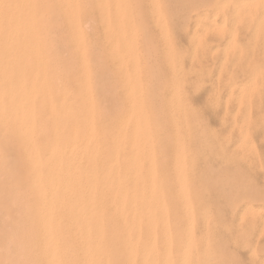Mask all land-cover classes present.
I'll list each match as a JSON object with an SVG mask.
<instances>
[{
    "label": "rangeland",
    "instance_id": "obj_1",
    "mask_svg": "<svg viewBox=\"0 0 264 264\" xmlns=\"http://www.w3.org/2000/svg\"><path fill=\"white\" fill-rule=\"evenodd\" d=\"M42 1H34L35 39L17 45L18 47L0 44V59L9 61L7 63L0 60L1 63H6L4 66L0 65V68L7 65L6 69L1 68L0 72L2 73V77L0 76V198L4 199L6 194H9L4 200L0 199V219L4 223V225L0 223L2 225L0 226V258H3L0 259V264L2 262L20 264L23 261L26 264H35L31 255L39 248L49 250L51 253L54 251L56 261L57 255L60 254V262L69 264L66 259L68 251L73 249L70 244L73 227L69 216L73 194L78 191L77 197L83 195L88 183L87 173L92 172L90 167L92 165L89 163L92 164L96 158L102 161L96 159L93 162L94 167L97 169L100 167L97 172L96 168L93 169L97 174L96 180L92 182L94 186L112 184L117 186L119 182L118 184L122 186L118 185V187L121 188L141 190L149 186L148 188H152L155 192L157 190L155 199L149 200L166 202L165 213L173 228L177 227L179 222L185 223L188 218L192 224V234L196 235L195 250H198L199 254L210 250L208 253L211 255L214 253L211 261L217 262L216 264H264V0ZM43 3L51 5L49 8L48 5L43 8L46 5ZM49 13L55 15L51 16ZM42 14L47 16H40ZM60 17L62 23L58 19ZM68 28L70 32L67 31ZM44 35L45 37L42 38ZM43 41H48L47 45ZM75 48L78 50L74 52ZM16 50H19L18 53ZM11 52L13 54H10ZM9 54L10 56L16 54V57H9ZM46 55L52 57V60ZM2 56L6 58L3 59ZM50 64L53 66L51 67ZM33 65H36L35 68ZM13 66L19 70H13ZM5 70L6 73H3L2 71ZM14 71L16 73L20 71V75L19 73L18 76L15 75ZM25 71H27L26 75ZM56 74L61 78L56 77ZM50 75L52 78L49 77ZM19 76L22 77L19 79ZM76 76L78 78L75 82ZM15 77L19 79L18 83ZM62 78L66 79L62 81ZM6 89L9 92H6ZM59 89L60 93H58ZM67 89H75L70 91L71 97ZM62 90L64 92H61ZM79 92L82 94L79 95ZM59 99L63 100H61L62 105ZM72 99L76 103L72 102ZM42 100L47 101L45 103ZM67 100L71 101L67 102ZM35 102H40L44 107ZM65 103L66 105L63 106ZM68 106L71 109L75 108L72 111ZM65 114L70 117L69 120L65 118ZM60 123H64L67 128ZM46 127L47 129H44ZM37 130L40 132L36 133ZM46 130L50 132L49 137ZM66 132L71 137L66 135ZM15 133L17 137L14 138ZM65 136L70 138L67 139ZM67 142L72 143L68 146ZM99 148H102V152ZM77 151L79 158L76 156ZM20 152L21 154H18ZM8 153L14 157L9 156ZM97 153L102 157L97 156ZM69 155L72 157H68V160L66 158ZM64 157L67 163L63 161ZM70 158H75L73 159L75 162H71ZM98 162L100 164L103 162L104 165ZM31 164L32 166H29ZM26 165L29 169L25 167ZM111 165H115L116 168ZM21 166L25 167V170ZM46 166L52 171L46 169ZM86 166H89L87 173ZM31 167L33 169H30ZM111 168H114V171L118 170V173L113 172ZM42 169L47 170L45 174ZM33 170L35 172H31ZM107 170L117 175L122 172L119 175L120 180L108 181L105 178L109 174ZM126 170L131 171L127 173ZM62 171L65 175L67 172V175L65 176ZM133 172H136L134 181L129 179V175ZM158 173L160 174L157 177ZM42 174L45 181L42 180ZM46 175L49 177L47 178ZM80 175H85V178ZM103 175L106 176L103 178ZM142 175L146 179H141ZM137 180L139 182H136ZM11 182L15 184L12 185ZM168 187L172 189L169 190ZM181 187L183 191L179 194L178 190H181ZM189 187L194 188V191ZM79 198L81 200V197ZM185 202L194 203L190 204L191 215L182 218L181 215H185L182 208ZM17 204L21 208H16ZM194 205L198 207L195 208ZM197 211L199 214L196 213ZM184 215L183 217H186ZM8 219L10 222L7 221ZM7 222L12 223L7 225ZM7 230L9 233L6 232ZM11 230L13 233L10 232ZM11 235L16 237L12 239ZM58 242L61 244L64 242V246L68 247ZM1 245H6L8 248H1ZM66 249L67 251L62 253ZM226 260L228 262H223ZM24 262L21 264H25Z\"/></svg>",
    "mask_w": 264,
    "mask_h": 264
},
{
    "label": "bare ground",
    "instance_id": "obj_2",
    "mask_svg": "<svg viewBox=\"0 0 264 264\" xmlns=\"http://www.w3.org/2000/svg\"><path fill=\"white\" fill-rule=\"evenodd\" d=\"M35 0H0V44H9V45H15V47L18 45H20V44H23L24 42H32L34 39H35V33H34V29H35V21H34V11L35 10H33L34 9V2ZM38 1V0H37ZM40 1H42V0H40ZM44 1V0H43ZM42 1V2H43ZM50 1V0H49ZM54 2H55V0H53ZM53 1H52V3H53ZM81 1V0H80ZM83 1V0H82ZM81 1V2H82ZM45 2V1H44ZM38 3H41V2H38ZM44 4H46L45 6H43V8L44 7H47V3H43V5ZM56 4V3H55ZM54 4V5H55ZM83 4H84V2H83ZM83 4H82V7H84L83 6ZM40 6H41V4H39ZM51 4H49L48 5V8H49V6H50ZM57 6H58V4H56ZM37 6V5H36ZM79 6H81L80 5V3H79ZM38 7V6H37ZM56 7V6H55ZM82 7H80V8H82ZM40 8V7H39ZM41 8H42V6H41ZM48 8H46V9H48ZM59 8V7H58ZM57 8V9H58ZM100 8H103V7H100ZM37 9V8H36ZM51 9V8H50ZM56 8H55V10H57ZM38 10H41V9H38ZM43 10V9H42ZM49 10V9H48ZM54 10V11H55ZM62 10V9H61ZM37 11V10H36ZM47 11V10H46ZM45 11V12H46ZM52 11H53V9H52ZM52 11H51V13H52ZM63 11V10H62ZM42 12V11H41ZM41 12H40V14H41ZM64 12V11H63ZM79 12H81V11H79ZM83 12V11H82ZM102 12H104V11H102ZM39 13V12H38ZM37 13V14H38ZM43 13V12H42ZM51 13H49V14H51ZM58 13V12H57ZM60 13H62L61 11H60ZM46 15V14H45ZM45 15H40V16H45ZM53 15H55L54 13H53ZM52 14H51V16H53ZM84 15V14H83ZM39 16V17H40ZM47 16V15H46ZM45 16V17H46ZM49 16V15H48ZM63 16V15H62ZM55 17V16H54ZM58 17H59V15H58ZM48 18V17H47ZM49 18H53V17H49ZM81 18V17H80ZM38 19H41V18H38ZM43 20H44V17L42 18ZM54 19V18H53ZM59 19V21H60V19H61V17L60 18H58ZM48 20H51V19H48ZM62 20H65V19H62ZM41 21V20H40ZM39 21V22H40ZM53 21V20H52ZM72 21V20H71ZM43 22H45V20L43 21ZM61 22V21H60ZM63 22V21H62ZM61 22V23H62ZM84 22H86V21H84ZM81 23V22H80ZM37 24H39V23H37ZM40 24H41V22H40ZM39 26H41V25H39ZM43 27H44V25H42ZM66 26V25H65ZM68 27V26H67ZM86 27V26H85ZM64 28H66V27H64ZM40 29H41V27H40ZM44 29V28H43ZM43 29H42V31H43ZM69 29L70 28H68L67 29V31H69ZM84 30V29H83ZM70 32V31H69ZM46 32H44V34H45ZM83 33V32H82ZM41 34H42V32H41ZM47 34V33H46ZM70 34V33H69ZM43 35V34H42ZM48 36H50V35H48ZM40 37H42V36H40ZM45 37V35L42 37V38H44ZM48 38V37H47ZM68 38V37H67ZM71 38V37H70ZM43 40V39H42ZM47 40H49V38L47 39ZM44 42V41H43ZM48 42V41H47ZM47 42L45 41L44 43H46V45H47ZM49 42H51V40L49 41ZM72 42V41H71ZM49 45H51L50 43H48ZM45 45V46H46ZM17 46V47H18ZM68 46H70V45H68ZM0 47H1V45H0ZM43 48H44V46H42ZM47 47H49V46H47ZM46 47V48H47ZM5 49V48H4ZM20 49H21V47H20ZM51 48H49V50H50ZM14 50H15V48H14ZM32 50V49H31ZM42 50V49H41ZM43 50H45V49H43ZM47 50H48V48H47ZM75 50H78L77 48H75L74 49V52H75ZM19 51V50H18ZM18 51L16 50V52L18 53ZM35 51V50H34ZM13 53H16V52H14V51H12ZM10 53V54H13V53ZM50 52V51H49ZM51 52H52V49H51ZM5 53V50L3 51V54ZM24 53V52H23ZM31 53V52H30ZM43 53H44V51H43ZM46 53V52H45ZM8 54V53H7ZM10 54L8 55L9 57H13V56H15V55H12V56H10ZM33 54V53H32ZM6 55V54H5ZM50 55V54H49ZM66 55V54H65ZM1 56V55H0ZM4 56V55H3ZM2 56V57H3ZM7 56V57H8ZM23 56V55H22ZM25 56V55H24ZM23 56V57H24ZM29 56V55H28ZM31 56V55H30ZM43 56V55H42ZM46 56H48V55H46ZM9 57H8V59H9ZM16 57V56H15ZM17 57H18V55H17ZM20 57H21V55H20ZM26 57V56H25ZM45 57V56H44ZM48 57H50V56H48ZM78 57V56H77ZM6 58V57H5ZM4 57H3V59H5ZM28 58H30V57H28ZM52 57H50V59H51ZM14 59V58H13ZM19 59V58H18ZM31 59V58H30ZM29 59V60H30ZM79 59V58H78ZM78 59H76V60H78ZM1 60V59H0ZM20 60V59H19ZM33 60V59H32ZM36 60V59H35ZM52 60V59H51ZM6 61H7V63H9V61L6 59ZM6 61H2L1 60V62H6ZM11 61V60H10ZM15 61H16V59H15ZM48 61V60H47ZM0 62V63H1ZM12 62H14V61H12ZM21 61H19V63H20ZM24 62V61H23ZM26 62V61H25ZM53 62V61H52ZM79 62V61H78ZM22 63V62H21ZM27 63V62H26ZM26 63H25V65L24 66H26ZM49 63H51V61H49ZM6 63H1L0 65H5ZM18 65V63H15V65ZM34 64V63H33ZM41 64V63H40ZM47 64V63H46ZM53 64V63H52ZM77 64V63H76ZM13 65H14V63H13ZM28 65V64H27ZM42 65V64H41ZM48 65V64H47ZM54 65V64H53ZM52 65V66H53ZM10 66V65H9ZM23 66V67H24ZM36 66V65H35ZM35 66L33 65V67L35 68ZM49 66V65H48ZM47 66V67H48ZM50 66H51V64H50ZM51 66V67H52ZM6 67H7V65H6ZM6 67H4L5 69H6ZM14 67V66H13ZM20 67H22V65L20 66ZM38 67V66H37ZM1 68H2V66H1ZM1 68H0V72H1ZM4 68H2V70L4 69ZM45 69H46V67H44ZM50 68V67H49ZM49 68H47L48 70H47V72L49 73ZM55 68V67H54ZM10 68H8V70H9ZM12 69V68H11ZM16 69H18L19 70V68H17V67H14V69L13 70H16ZM28 69V68H27ZM42 69V68H41ZM79 69H81L80 67H79ZM25 70V69H24ZM23 70V71H24ZM36 70V69H35ZM54 70V69H53ZM6 71L7 70H5V71H2L3 73L5 72L6 73ZM80 71V70H79ZM15 72V75H17L18 76V73L20 72V71H17L18 73H16V71H14ZM27 71H25V75L27 74L26 73ZM28 72H29V70H28ZM33 72V71H32ZM54 72V71H53ZM13 73V72H12ZM51 73V72H50ZM30 74V73H29ZM55 74V73H54ZM76 74H78V73H76ZM83 74V73H82ZM4 75V74H3ZM14 74H13V76H15ZM19 75H20V73H19ZM25 75H23V76H25ZM42 74L40 73V76H41ZM52 75V74H51ZM49 76V77H51L52 78V76ZM57 75V74H56ZM62 76H63V74H61ZM0 76L2 77V73L0 74ZM10 76V75H9ZM8 76V77H9ZM39 76V77H40ZM66 76V75H65ZM5 77H6V74H5ZM12 77V76H11ZM20 77H22V76H19V79H20ZM30 77H31V75H30ZM38 77V78H39ZM48 77V78H49ZM55 77V76H54ZM56 77H58V75L56 76ZM54 78V79H56L57 80V78ZM79 77H80V75H79ZM27 79H28V76L26 77ZM32 78V77H31ZM35 78V77H34ZM58 78H61L60 76L58 77ZM76 78H78L77 76L74 78L75 79V82H76ZM80 78H82V77H80ZM3 79V78H2ZM12 79H13V77H12ZM11 79V80H12ZM14 79H18L17 77H15ZM19 79L17 80V82H16V80H15V82L16 83H18V81H19ZM40 79V78H39ZM64 79H66V78H64ZM64 79L62 78V81H64ZM73 79V78H72ZM7 80V79H6ZM5 80V81H6ZM29 80V79H28ZM27 80V81H28ZM49 80H51V79H49ZM53 80V79H52ZM56 80H55V83H56ZM79 80V79H78ZM81 80V79H80ZM5 81H4V83H5ZM13 82H14V80H12ZM21 81V80H20ZM37 81H39V80H37ZM54 81V80H53ZM59 81V80H58ZM61 81V80H60ZM61 81V82H62ZM7 82H9L8 80H7ZM13 82H12V85H13ZM14 82V83H15ZM23 82V81H22ZM26 82V81H25ZM29 82H30V80H29ZM80 83H81V81H79ZM58 83V82H57ZM56 83V84H57ZM44 84V83H43ZM59 84H61L60 82H59ZM65 84V83H64ZM72 84V83H71ZM81 84H83V83H81ZM80 84V85H81ZM9 85V84H8ZM7 85V86H8ZM17 85V84H16ZM27 85H29L28 83H27ZM79 84H78V86H80ZM6 86V87H7ZM15 86V85H14ZM25 86V85H24ZM49 86V85H48ZM57 86V85H56ZM55 86V87H56ZM65 86V85H64ZM68 86V85H67ZM77 86V85H76ZM78 86L76 87L77 89H78ZM9 87V86H8ZM7 87V88H8ZM13 87V86H12ZM27 87H29V86H27ZM60 87V86H59ZM58 87V88H59ZM66 87V86H65ZM69 87V86H68ZM72 87V86H71ZM84 87H85V85H84ZM15 88V87H14ZM17 88V87H16ZM15 88V89H16ZM64 88V87H63ZM67 88V87H66ZM74 88V87H73ZM75 88V89H76ZM11 89V88H10ZM13 89V88H12ZM74 89V90H75ZM81 89V88H80ZM8 89H6V92H9V91H7ZM46 90V89H45ZM51 90V89H50ZM64 90H66V89H64ZM72 91H74L73 89H71ZM71 90H68L67 89V92L69 91V94H70V91ZM4 91V90H3ZM32 91V90H31ZM43 91V90H42ZM47 91V90H46ZM77 91V90H76ZM81 91V90H80ZM21 92V91H20ZM26 92V91H25ZM51 92V91H50ZM61 92H64L63 90L61 91ZM83 92V91H82ZM11 93V92H10ZM18 93V92H17ZM52 93V92H51ZM58 93H60V89H59V91H58ZM65 93H66V91H65ZM76 93V92H75ZM80 93V92H79ZM9 94V93H8ZM22 94V93H21ZM25 94V93H24ZM64 94V93H63ZM69 94H68V96H69ZM74 94V93H73ZM82 93H80L79 95H81ZM6 95V94H5ZM27 96H28V92H27V94H26ZM45 96H46V94H44ZM77 95V94H76ZM15 96H17V95H15ZM62 96V95H61ZM64 96V95H63ZM65 96H67V95H65ZM67 96V97H68ZM5 97V99H6V96H4ZM18 97V96H17ZM17 97H14V98H17ZM44 97V96H43ZM52 97H53V95H52ZM70 97H71V94H70ZM80 97V96H79ZM59 98H61V97H59ZM72 98H73V96H72ZM84 98V97H83ZM22 100H23V98H21ZM44 99H45V97H44ZM66 99V98H65ZM71 99V98H70ZM74 99V98H73ZM72 99V100H73ZM4 100V99H3ZM36 100V99H35ZM39 100V99H38ZM54 100V99H53ZM60 100V99H59ZM62 100V99H61ZM61 100H60V103H61ZM68 100H69V98H68ZM67 100V102H70V101H68ZM78 100V99H77ZM6 101V100H5ZM14 101V100H13ZM37 101V100H36ZM42 101H45V103H46V101L47 100H42ZM48 101H49V99H48ZM63 101V100H62ZM83 101V100H82ZM85 101V100H84ZM7 102H8V99H7ZM19 102V101H18ZM28 102V101H27ZM40 102H41V100H40ZM40 102H35V103H37V104H39ZM55 102V101H54ZM66 102V103H67ZM72 102H74V100L72 101ZM78 102H79V100H78ZM22 103V102H21ZM49 103V102H48ZM66 103L65 104H63V106L64 105H66ZM74 103H76V102H74ZM8 104V103H7ZM7 104H6V107H7ZM23 104V103H22ZM31 104H33V103H31ZM68 104V103H67ZM77 104H79V103H77ZM10 105V104H9ZM8 105V106H9ZM15 105V104H14ZM28 105H30V104H28ZM39 105H41V103L39 104ZM45 105V104H44ZM61 105H62V103H61ZM69 105V104H68ZM73 105V104H72ZM75 105V104H74ZM13 106V105H12ZM17 106V105H16ZM26 106V105H25ZM42 106V105H41ZM47 106H49V105H47ZM55 106H56V104H55ZM63 106H62V108H63ZM76 106V105H75ZM78 106V105H77ZM2 107V106H1ZM42 107H44V106H42ZM69 108H70V106H68ZM82 107V106H81ZM84 107H86V106H84ZM3 108V107H2ZM9 108V107H8ZM13 108V107H12ZM37 108V107H36ZM41 108V107H40ZM46 108V107H45ZM48 108V107H47ZM54 108H56V107H54ZM54 108H53V110H54ZM60 108V110H63V109H61V107H59ZM66 108H67V106H66ZM75 108V107H74ZM73 108V109H74ZM79 108V107H78ZM78 108H76V109H78ZM6 110H7V108H5ZM5 109H4V111H5ZM71 109V108H70ZM70 109H68V110H70ZM73 109H71L72 111H73ZM75 109V110H76ZM82 109V108H81ZM37 110V109H36ZM36 110H34L35 112H36ZM59 110V109H58ZM66 110V109H65ZM28 111V110H27ZM38 111H39V109H38ZM37 111V112H38ZM55 111V110H54ZM78 111V110H77ZM83 111V110H82ZM6 112V111H5ZM66 112V111H65ZM68 112V111H67ZM66 112V113H67ZM79 112V111H78ZM41 113V112H40ZM39 113V114H40ZM69 114L71 113V111H69L68 112ZM27 114V113H26ZM28 114H29V112H28ZM45 114V113H44ZM57 114V113H56ZM61 114V113H60ZM74 114V113H73ZM79 114H81V112L79 113ZM78 114V115H79ZM8 115V114H7ZM42 115H43V112H42V114H41V117H42ZM57 115H59V114H57ZM66 115V114H65ZM26 116V115H25ZM40 116V115H39ZM51 116V115H50ZM55 116V115H54ZM60 116V115H59ZM62 116V115H61ZM68 115H66L65 116V118H68L67 120H69V118L70 117H67ZM70 116H72V114L70 115ZM82 116H85V115H82ZM36 117V116H35ZM40 117V118H41ZM46 117V116H45ZM56 117V116H55ZM55 117H53L54 119H55ZM28 118V117H27ZM62 118H63V116L60 118L61 120H62ZM65 118H64V120H65ZM80 118V117H79ZM4 119V118H3ZM17 119V118H16ZM48 119V123L51 121V117H50V121H49V118H47ZM57 119V118H56ZM58 119H59V117H58ZM57 119V120H58ZM72 119H74V117L72 118ZM72 119H70V120H72ZM85 119H86V117H85ZM10 120V119H9ZM21 120V119H20ZM25 120V119H24ZM30 120V119H29ZM37 120V119H36ZM38 120H39V118H38ZM37 120V121H38ZM45 120H46V118H45ZM82 120H83V118H82ZM42 121H44V119H42ZM81 121V120H80ZM13 122V121H12ZM39 122H40V120H39ZM61 122V121H60ZM63 122V121H62ZM68 122V121H67ZM66 122V123H67ZM82 123L84 122V121H81ZM10 123V122H9ZM45 123V122H44ZM48 123H46V124H48ZM59 123V121L57 122V124ZM65 123V124H66ZM72 123V122H71ZM71 123H70V125H71ZM85 123V122H84ZM95 123H96V121H95ZM38 124V123H37ZM41 124L43 125V123L41 122ZM64 124V123H63ZM63 124H61L60 123V125L62 126ZM98 124H100L99 122H98ZM42 125H40V126H42ZM50 126L52 125L51 123L49 124ZM73 125V124H72ZM77 125V124H76ZM82 125V124H81ZM80 125V126H81ZM84 125V124H83ZM11 126V125H10ZM55 126V125H54ZM58 126H59V124H58ZM64 126V125H63ZM20 127V126H19ZM44 127V126H43ZM53 127V126H52ZM65 127V126H64ZM62 128V129H64V132H65V128H67V127H65V128ZM70 127V126H69ZM68 127V128H69ZM77 127V126H76ZM82 127V126H81ZM84 127V126H83ZM95 127H96V125H95ZM98 127L100 128V126L98 125ZM7 128V127H6ZM21 128V127H20ZM40 129H41V127H39ZM49 128V127H48ZM59 128V127H58ZM58 128H57V130H58ZM85 128V127H84ZM9 129V128H8ZM37 129V128H36ZM44 129H47V127L46 128H44ZM53 128H51V130H52ZM60 129V128H59ZM82 129V128H81ZM80 129V130H81ZM86 129V128H85ZM96 129V128H95ZM14 129H12V131H13ZM18 130V129H17ZM17 130H15V132L17 131ZM23 130V129H22ZM101 130V129H100ZM7 131H10V130H7ZM47 131V130H46ZM45 131V132H46ZM69 131V130H68ZM85 131V130H84ZM2 132V131H1ZM20 132H21V130H20ZM28 132V131H27ZM40 131H38L37 130V132L36 133H39ZM44 132V131H43ZM42 132V133H43ZM48 132V134H47V136L49 135V131H47ZM53 132V131H52ZM73 132V131H72ZM77 132V131H76ZM3 133V132H2ZM6 133V132H5ZM9 133V132H8ZM14 133V132H13ZM17 133V132H16ZM15 133V134H16ZM12 134V133H11ZM64 134V133H63ZM82 134V133H81ZM8 135V134H7ZM40 135V134H39ZM51 135V134H50ZM52 135H53V133H52ZM60 135V134H59ZM58 135V136H59ZM66 135H68L67 134V132H66ZM1 136V135H0ZM9 136V135H8ZM12 136V135H11ZM10 136V137H11ZM20 137L22 136V135H19ZM68 136H70V135H68ZM66 137L67 139L68 138H70V137ZM72 136H73V134H72ZM77 136V135H76ZM81 137H82V135H80ZM83 136H85V135H83ZM3 137H4V135H3ZM2 137V138H3ZM7 137V136H6ZM15 137H17V134L16 135H14V138ZM37 137V136H36ZM49 137V136H48ZM57 137V136H56ZM65 137H62L63 139L65 138ZM1 138V137H0ZM13 138V137H12ZM35 138V137H34ZM38 138V137H37ZM37 138H36V140H37ZM51 138V137H50ZM52 138H53V136H52ZM74 138V137H73ZM72 138V139H73ZM77 139H79L78 137H76ZM76 138L74 139V140H76ZM46 139V138H45ZM71 139V140H72ZM95 139V138H94ZM20 140V139H19ZM53 140V139H52ZM73 140V141H74ZM81 140V139H80ZM79 140V141H80ZM93 140V139H92ZM91 140V141H92ZM10 141V140H9ZM16 141V140H15ZM23 141V140H22ZM24 141H25V139H24ZM48 141V140H47ZM90 141V143H91V146L93 145L92 144V142ZM95 141V140H94ZM11 142V141H10ZM32 142V141H31ZM30 142V143H31ZM16 143H17V141H16ZM29 143V144H30ZM51 143V142H50ZM49 143V144H50ZM70 143H72V142H69V144H68V142H67V144L66 145H68V146H70ZM82 143V142H81ZM86 143V142H85ZM89 143V144H90ZM20 144V143H19ZM18 144V145H19ZM23 144H25V143H23ZM37 144L38 143H36V146H37ZM61 144V143H60ZM65 144V143H64ZM46 145H48V143L46 144ZM62 145V144H61ZM12 146H13V144H12ZM12 146H10V147H12ZM50 146V145H49ZM60 146V145H59ZM67 146V147H68ZM90 146V145H89ZM95 146H97L96 144H95ZM47 147V146H46ZM87 147V146H86ZM102 147V146H101ZM14 148V147H13ZM38 148V147H37ZM58 148V147H57ZM77 148H79V147H77ZM21 149H22V146H21ZM41 149V148H40ZM39 149V150H40ZM59 149V148H58ZM62 149V148H61ZM76 149V148H75ZM90 149V148H89ZM100 149V148H99ZM98 149V150H99ZM102 149V148H101ZM101 149H100V151H101ZM114 149V148H113ZM1 150V149H0ZM6 150V149H5ZM23 150V149H22ZM21 150V151H22ZM96 150V149H95ZM4 151V150H3ZM20 151V150H19ZM26 151V150H25ZM48 151V150H47ZM80 151V150H79ZM82 151H84L83 150V148H82ZM86 151L88 152V149H86ZM90 151V150H89ZM94 151V150H93ZM92 151V152H93ZM5 152V151H4ZM22 152H24V151H22ZM26 152H28V151H26ZM38 152V151H37ZM55 152V151H54ZM58 152V151H57ZM64 152V151H63ZM78 152V151H77ZM87 152H85V153H87ZM96 152H98V151H96ZM102 152V151H101ZM30 153V152H29ZM53 153V152H52ZM51 153V154H52ZM74 153V152H73ZM84 153V154H85ZM99 154H100V152H98ZM98 153H97V156H99L98 155ZM18 154H21V152L20 153H18ZM17 154V155H18ZM38 154V153H37ZM42 154V153H41ZM46 154V153H45ZM51 154H49L50 156H52ZM75 154H77V153H75ZM94 154V153H93ZM92 154V155H93ZM108 154V153H107ZM8 155L9 156H11V154H9L8 153ZM34 155V154H33ZM48 155V154H47ZM65 155V154H64ZM72 155V154H71ZM71 155H69V156H67V158L66 159H68V157H70ZM79 155V152H78V154L76 155V156H78ZM87 155H88V157H89V154L87 153ZM101 155V154H100ZM109 155V154H108ZM4 156V155H3ZM23 156V155H22ZM72 156H74V155H72ZM71 156V157H72ZM95 156V155H94ZM132 155H130V157H131ZM136 156V155H135ZM8 157V156H7ZM11 157H14V156H11ZM10 157V158H11ZM30 157V156H29ZM36 157V156H35ZM43 157V156H42ZM83 156H81V158H82ZM85 157V156H84ZM100 157V156H99ZM102 157V156H101ZM100 157V158H101ZM112 157V156H111ZM120 157L121 156H119V159H120ZM31 158H33V157H31ZM50 158H52V157H50ZM78 158H79V156H78ZM87 158V157H86ZM91 158V157H90ZM90 158H88V159H90ZM94 158H96V157H94ZM178 159H179V157H177ZM6 159V158H5ZM14 159V158H13ZM23 159V161H24V158H22ZM54 159V158H53ZM52 159V160H53ZM65 159V157L63 158V161H66V163H67V160H64ZM71 159V162L73 161V159H75V158H70ZM91 159H93V158H91ZM91 159H90V162H92L91 161ZM97 159V158H96ZM95 159V160H96ZM99 159V158H98ZM97 159V160H98ZM131 159V158H130ZM1 160V159H0ZM7 160V159H6ZM9 161H12V160H10V159H8ZM45 160V159H44ZM51 160V161H52ZM62 160V159H61ZM69 160V159H68ZM77 160V159H76ZM94 160V161H95ZM25 161H26V158H25ZM28 161V160H27ZM49 161V160H48ZM54 161V160H53ZM77 161H79V160H77ZM86 161V160H85ZM84 161V162H85ZM88 161V160H87ZM93 161V162H94ZM98 161H102L101 159L100 160H98ZM131 161V160H130ZM44 162V161H43ZM46 162V164H48V166H49V163H51L50 161H49V163L47 162V161H45ZM69 162V161H68ZM75 161H73V163H74ZM82 162V161H81ZM93 162H92V164L91 163H89L90 165H92L93 166ZM97 162V161H96ZM107 162V161H106ZM29 163H31V162H29ZM53 163V162H52ZM87 163V164H88ZM99 163V162H98ZM98 163H97V165H98ZM127 163V162H126ZM129 163H131V162H129ZM133 163V162H132ZM8 164V163H7ZM15 164V163H14ZM40 164V163H39ZM64 164V163H63ZM69 164V163H68ZM79 164H80V162H79ZM78 164V165H79ZM86 164V165H87ZM100 164V163H99ZM109 164V163H108ZM116 164V163H115ZM122 164V163H121ZM134 164V163H133ZM145 164V163H144ZM147 164V163H146ZM28 165V164H27ZM25 166V167H28V166ZM35 165V164H34ZM41 165V164H40ZM43 165V164H42ZM53 165V164H52ZM61 165V164H60ZM85 165V164H84ZM95 165H96V163H95ZM100 165H104L103 164V162H102V164H100ZM106 165H107V163H106ZM20 166V165H19ZM29 166H32V164L31 165H29ZM51 166V165H50ZM69 166V165H68ZM68 166H66V167H68ZM72 166V165H71ZM70 166V167H71ZM77 166V165H76ZM79 166H81V165H79ZM78 166V167H79ZM92 166H90L91 167V169H92V172H88V167H87V171H86V173H87V179H88V183H87V186L85 187V191H83L82 192V190H80V192L81 193H83V195L82 196H79V197H81V200H79L80 198L79 197H77V192L75 191L74 192V194H73V204L71 205V209H70V214H69V216L71 217V225H72V227H73V233H69L70 234V244L73 246V249L72 248H70V249H72L70 252L68 251V253H67V259H66V261L69 263V264H210V262L213 264V263H217V262H212L211 261V258H212V255L214 254H210V253H208V252H204V253H200L199 254V251L198 250H195V240H194V238L196 237V235H194L193 236V234H195V233H193L192 234V224L188 221V218L187 217H189V215H191V203H194V202H196V201H194V202H191L190 204L188 203H184V207H182L183 208V211H184V213H185V215L184 216H186V217H183V215H181L182 216V218H187V221L185 222V223H181V222H179V224H177V227H171L170 226V224H169V220H168V218H167V213H165V208H164V204L166 203H163L162 201L163 200H159V201H152L153 199H155L154 198V195H155V193L157 192V190H156V192L152 189V188H144L143 187V189H141V190H136V189H133V188H128V187H122L121 188V184H118L119 182H118V180H120V178H121V176H119V175H121V173H119V175H117L116 173H113V172H115V171H117V173H118V170H113L112 168V171L113 172H111V170H110V172L107 170V172H109V174H107V176L106 175H103V178H104V176H106L105 178H107V180L109 181H116V182H118L117 183V186H112V185H100V187H96V186H94L93 184H92V182H93V180L95 179V177L97 176V174L95 173V172H93V169L94 168H96V167H94L93 166V168H92ZM111 166H114L115 167V165H111ZM117 166V165H116ZM121 166V165H120ZM123 166V165H122ZM126 166V165H125ZM178 166V165H177ZM22 167V166H21ZM25 167H22V168H24V170H25ZM45 167V166H44ZM44 167H41V168H44ZM54 167V166H53ZM62 167H64V168H66L65 166H62ZM61 167V168H62ZM73 167V166H72ZM99 167V166H98ZM104 167V166H103ZM3 168V167H2ZM35 168V167H34ZM48 167L46 166V169H47ZM84 168V166L82 165V169ZM100 168V167H99ZM98 168V169H99ZM102 168V167H101ZM105 168H107V167H105ZM116 168V167H115ZM122 168H124V167H122ZM143 168V167H142ZM12 169V168H11ZM28 169H29V167H28ZM30 169H33L32 167L30 168ZM45 169V168H44ZM49 169V168H48ZM60 169V168H59ZM58 169V170H59ZM71 169V168H70ZM81 169V168H80ZM97 168H96V172H97V170H98ZM103 169V168H102ZM126 169V168H125ZM14 170V169H13ZM22 170V169H21ZM43 170V169H42ZM50 170V169H49ZM54 170V169H53ZM64 170V169H63ZM72 170H75V169H72ZM100 170V169H99ZM144 171L146 170V169H143ZM2 171H3V169H2ZM8 171V170H7ZM47 171V170H46ZM45 170H43V172H44V174H45V172H46ZM50 171H52V169L50 170ZM76 171V170H75ZM84 171V170H83ZM83 171H80V172H83ZM95 171V170H94ZM127 171V170H126ZM125 171V172H126ZM131 171V170H130ZM130 171L128 172L127 171V173H130ZM148 171V170H147ZM30 172V171H29ZM31 172H35L34 170L33 171H31ZM30 172V173H31ZM49 172V171H48ZM66 172V171H65ZM101 172V171H100ZM99 172V173H100ZM179 172V171H178ZM188 172V171H187ZM60 174H61V171L59 172ZM62 173H63V171H62ZM126 173V174H127ZM144 173V172H143ZM146 173V172H145ZM148 173V172H147ZM146 173V174H147ZM51 174V173H50ZM64 174V173H63ZM62 174V175H63ZM81 174H84V173H81ZM102 174V173H101ZM135 174H136V172H133L132 174H130L129 175V179H131V180H133L134 181V178H135ZM160 173H158L157 174V177H158V175H159ZM188 174V173H187ZM1 175V174H0ZM7 175V174H6ZM65 175V174H64ZM66 175H67V172H66ZM65 175V176H66ZM71 175H72V173H71ZM86 175V174H85ZM85 175H80V176H84V178H85ZM47 176V175H46ZM45 176V177H46ZM60 176V175H59ZM65 176H63V177H65ZM101 176V175H100ZM165 176V175H164ZM2 177V176H1ZM30 177H32L33 178V176H30ZM49 176H47V178H48ZM54 177V176H53ZM63 177H61L62 179H63ZM74 177V176H73ZM142 177L143 178H141V179H146V178H144L145 176H143L142 175ZM148 177V176H147ZM7 178V177H6ZM79 178V177H78ZM81 178V177H80ZM79 178V179H80ZM84 178H82V179H84ZM102 178V177H101ZM102 178V179H103ZM186 178H187V176H186ZM45 178H44V176H43V174H42V180H44ZM67 179V178H66ZM86 179V180H87ZM127 179V178H126ZM141 179H139V180H141ZM163 179L165 180V178L163 177ZM4 180H5V178H4ZM10 180H12L11 178H10ZM10 180L8 181V182H10ZM33 180V179H32ZM38 180V179H37ZM47 180V179H46ZM63 180H65V178L63 179ZM62 180V181H63ZM68 180V179H67ZM96 180V179H95ZM98 180V179H97ZM100 180V179H99ZM106 180V181H107ZM142 180V181H143ZM186 180V179H185ZM189 180V179H188ZM39 181V180H38ZM45 181V180H44ZM76 181V180H75ZM83 182H84V180H82ZM104 181V180H103ZM124 181V180H123ZM127 181V180H126ZM141 181V182H142ZM171 181V180H170ZM6 182V181H5ZM69 182H70V180H69ZM101 182H102V180H101ZM105 182V181H104ZM136 182H139L138 180L136 181ZM42 183H44L43 181H42ZM85 183V182H84ZM96 183V182H95ZM100 183V182H99ZM98 183V184H99ZM115 183V182H114ZM122 183V182H121ZM143 183H144V181H143ZM186 183H187V181H186ZM2 185H3V183H1ZM6 184V183H5ZM8 184V183H7ZM11 184H12V182H11ZM10 184V185H11ZM13 184H15V182L13 183ZM12 184V185H13ZM45 184H47V183H45ZM48 184H49V182H48ZM47 184V185H48ZM65 184V183H64ZM79 184V183H78ZM166 184V183H165ZM171 184V183H170ZM12 185H11V187H12ZM73 185V184H72ZM76 185V184H75ZM85 184H83V186H84ZM96 185H97V183H96ZM118 185H121L120 187H118ZM135 185V184H134ZM148 185V184H147ZM146 185V186H147ZM172 185V184H171ZM7 185H5V187H6ZM46 186V185H45ZM131 186V185H130ZM139 186V185H138ZM165 186V185H164ZM172 186H174V184L172 185ZM13 187H15V186H13ZM60 187V186H59ZM80 187H82V186H80ZM139 187H141V186H139ZM1 188H2V186H1ZM9 188V187H8ZM25 188V187H24ZM31 188H32V186H31ZM83 188V187H82ZM169 188V187H168ZM167 188V189H168ZM176 188V187H175ZM186 188V187H185ZM190 188V187H189ZM7 189V188H6ZM5 189V190H6ZM10 189V188H9ZM8 189V190H9ZM47 189V188H46ZM66 189H68V188H66ZM77 189V188H76ZM138 189H140V188H138ZM170 189H172V188H169V190ZM190 189H192L193 191H194V188H190ZM5 190H3L4 192H5ZM32 190V189H31ZM35 190V189H34ZM175 190V189H174ZM26 191V190H25ZM68 191H69V189H68ZM173 191V190H172ZM182 191H183V187H181V190H178V193L179 194H182ZM8 192V191H7ZM66 192H67V190H66ZM158 192H159V190H158ZM164 192H167V191H164ZM174 192V191H173ZM190 192V191H189ZM56 193V192H55ZM171 193V192H170ZM8 194V193H7ZM7 194H6V197H7ZM174 194V196H175V193H173ZM192 194V193H191ZM190 194V195H191ZM3 195V194H2ZM5 195V194H4ZM9 195V194H8ZM31 195V194H30ZM80 195V194H79ZM157 195H159V194H157ZM157 195H156V197H157ZM171 195H172V193H171ZM65 196V195H64ZM160 196V195H159ZM158 196V197H159ZM165 196H166V193H165ZM5 197V198H6ZM10 197H12V195L10 196ZM9 196H8V198H10ZM35 197V196H34ZM194 197H195V193H194ZM4 198V199H5ZM66 198V197H65ZM79 198V199H78ZM153 198V199H152ZM165 198H167V196L165 197ZM171 198H173V196L171 197ZM176 198V197H175ZM1 200H4V199H2V198H0ZM22 199V198H21ZM20 199V200H21ZM36 199V198H35ZM34 199V200H35ZM67 199V198H66ZM149 199H152L151 201L149 200ZM187 199H189V198H187ZM186 199V200H187ZM192 199V198H191ZM195 199V198H194ZM193 199V200H194ZM197 199V198H196ZM19 200V201H20ZM149 200V201H148ZM167 200V199H166ZM25 201V200H24ZM173 201V200H172ZM181 201H182V199H181ZM189 201H190V199H189ZM2 202V201H1ZM4 202V201H3ZM21 202H22V200H21ZM46 203V202H45ZM173 203H174V201H173ZM173 203H170V204H173ZM19 204V203H18ZM18 204H17V206H16V208H18V207H20L21 208V206H18ZM28 204V203H27ZM38 204V203H37ZM53 204V203H52ZM175 204V203H174ZM180 203L178 202V205H179ZM199 204V202L197 203V205ZM13 205V204H12ZM15 205L16 204H14V206L13 207H15ZM38 206H40V205H38ZM38 206H37V208H38ZM168 206V205H167ZM177 206V205H176ZM179 206H181V205H179ZM195 206V205H194ZM199 206H201V205H199ZM198 207V206H197ZM196 206H195V208H197ZM19 208V209H20ZM29 208V207H28ZM31 208H33L32 206H31ZM40 208H41V206H40ZM173 208H175V207H173ZM176 208H178V207H176ZM194 208V207H193ZM194 208V209H195ZM19 209H17L18 211H19ZM24 209H25V207H24ZM23 209V210H24ZM62 209V208H61ZM64 209V208H63ZM167 209H169V208H167ZM178 209H180V208H178ZM174 210H176V209H174ZM198 210H199V208H198ZM25 211V210H24ZM29 211V210H28ZM169 211V210H168ZM177 211V210H176ZM1 212V211H0ZM21 212V214H22V211H20ZM178 212V211H177ZM176 212V213H177ZM200 212V211H199ZM6 214H7V212H5ZM16 213H17V211H16ZM16 213H14V214H16ZM172 213V212H171ZM175 213V212H174ZM196 213H198V211L196 212ZM10 214V213H9ZM20 214V215H21ZM24 214V213H23ZM28 214V213H27ZM169 214V213H168ZM182 214V213H181ZM193 214H194V212H193ZM199 214V213H198ZM18 215V214H17ZM35 215H36V213H35ZM170 215V214H169ZM179 215V214H178ZM177 215V216H178ZM195 215V214H194ZM11 216V215H10ZM24 216H26V215H24ZM39 216V215H38ZM172 216H173V214H172ZM180 216V215H179ZM175 217H176V214H175ZM195 217V216H194ZM199 217V216H198ZM15 218V217H14ZM36 218V217H35ZM173 218V220H174V217H172ZM177 218V217H176ZM182 218L180 217V220H182ZM15 219H17V218H15ZM198 218H196V220H197ZM19 220H20V217H19ZM170 220H172L171 218H170ZM179 220V221H180ZM0 221H2V219H0ZM8 222H10L9 221V219L7 220ZM178 221V220H177ZM191 221V220H190ZM5 222H6V219H5ZM7 222V225L9 224ZM16 222V221H15ZM26 222V221H25ZM175 222V221H174ZM194 222V221H193ZM0 223H3V221L2 222H0ZM12 223V222H11ZM10 223V224H11ZM113 223L115 224L114 226H113ZM177 223V222H176ZM9 224V225H10ZM26 225L28 224V223H25ZM24 224V225H25ZM35 224V223H34ZM172 224V223H171ZM198 224V223H197ZM3 225H4V223H3ZM15 225V224H14ZM194 225V224H193ZM0 226H2V225H0ZM18 226V225H17ZM16 226V227H17ZM198 226V225H197ZM11 227H12V225H11ZM15 227V226H14ZM19 227V226H18ZM34 227V226H33ZM65 227H67V226H65ZM64 227V228H65ZM5 228V227H4ZM10 228V227H9ZM35 228V227H34ZM64 228H63V230H64ZM197 228V227H196ZM14 229V228H13ZM16 229V228H15ZM28 229H29V227H28ZM62 229V228H61ZM17 230V229H16ZM15 230V231H16ZM196 230V229H195ZM69 231V230H68ZM75 231V232H74ZM1 232V231H0ZM6 232H8V230L6 231ZM11 233H13V231L11 230L10 231ZM19 232V231H18ZM5 233V232H4ZM9 233V232H8ZM16 233V232H15ZM20 233V232H19ZM64 234H65V231L63 232ZM21 234V233H20ZM2 235H3V233H2ZM5 235V234H4ZM17 235V234H16ZM68 235V234H67ZM66 235V236H67ZM8 236V235H7ZM63 236V235H62ZM69 236V235H68ZM11 237H12V235H11ZM10 237V238H11ZM13 237H16V236H14L13 235ZM13 237H12V239H13ZM22 237V236H21ZM198 237V236H197ZM20 238V237H19ZM63 238V237H62ZM204 238V237H203ZM8 239V238H7ZM22 239V238H21ZM21 239H19V240H21ZM68 239V238H67ZM196 239V238H195ZM15 240V239H14ZM26 240H27V238H26ZM69 240V239H68ZM63 241H65V240H63ZM197 241V240H196ZM199 241H200V239H199ZM199 241H197V242H199ZM202 241V240H201ZM7 242H8V240H7ZM11 242V241H10ZM18 242V241H17ZM52 242V241H51ZM66 242V241H65ZM6 243V242H5ZM12 243V242H11ZM27 243V242H26ZM55 243V242H54ZM58 243H60V242H58ZM64 242H62V244H63ZM202 243V242H201ZM201 243H199L200 245H201ZM209 243V242H208ZM8 244V243H7ZM20 244V243H19ZM25 244V243H24ZM61 244V243H60ZM59 244V245H60ZM61 244V245H62ZM67 244H69V243H67ZM199 244H198V246H199ZM210 244V243H209ZM4 245V244H3ZM3 245H1V248H3V247H6V245L5 246H3ZM9 245V244H8ZM7 245V246H8ZM38 245V244H37ZM66 245V244H65ZM44 246V245H43ZM63 246H64V244H63ZM63 246H61V247H63ZM64 247H66V246H64ZM68 247V246H67ZM66 247V248H67ZM201 247V246H200ZM200 247H199V249H200ZM210 247V245L208 246V248ZM6 248H8V247H6ZM12 248H14V247H12ZM15 248H16V246H15ZM11 249V248H10ZM17 249V248H16ZM62 249V248H61ZM64 249V248H63ZM210 249H212V248H210ZM218 249H219V247H218ZM21 250H22V248H21ZM69 250V249H68ZM203 250H204V248H203ZM208 250V249H207ZM224 250V249H223ZM222 250V252H224ZM4 251H6V250H4ZM14 251H15V249H14ZM66 252L67 251V249L66 250H63L62 251V253L63 252ZM213 251V250H212ZM218 251V250H217ZM220 251H221V249H220ZM220 251H219V253H220ZM226 252H227V250H225ZM214 252V251H213ZM225 252V253H226ZM21 253V252H20ZM24 253V252H23ZM219 253H218V255H219ZM1 254V253H0ZM7 254V253H6ZM9 254V253H8ZM66 254V253H65ZM211 255V256H210ZM220 255H222V254H220ZM223 255H224V253H223ZM29 256V255H28ZM256 256V255H255ZM4 257V256H3ZM31 257H32V259H33V261H34V263L35 264H63L62 262H60V260H61V256H60V254L59 255H57V261H56V254L54 253V251H53V253H51L49 250L48 251H46L45 249H43V248H39V249H37V251L33 254V255H31ZM62 257H63V255H62ZM217 257H220V256H217ZM66 258V257H65ZM216 258V257H215ZM0 259H3V258H0ZM21 259H22V257H21ZM21 259H19L20 261H22ZM29 260V259H28ZM216 260H218V258H216ZM221 260H223V258H221ZM63 261V260H62ZM65 261V260H64ZM63 261V262H64ZM219 261V260H218ZM8 262H10V261H8ZM19 262V261H18ZM24 262V261H23ZM23 262H21V263H23ZM220 262H222V261H220ZM223 262H228L227 260L226 261H223ZM20 263V264H21ZM25 263V262H24ZM2 264H3V262H2ZM17 264V263H16ZM26 264V263H25ZM28 264V263H27ZM65 264V263H64ZM227 264V263H226Z\"/></svg>",
    "mask_w": 264,
    "mask_h": 264
}]
</instances>
